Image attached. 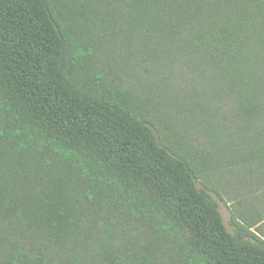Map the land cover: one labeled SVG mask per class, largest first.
Masks as SVG:
<instances>
[{"label":"trees","instance_id":"16d2710c","mask_svg":"<svg viewBox=\"0 0 264 264\" xmlns=\"http://www.w3.org/2000/svg\"><path fill=\"white\" fill-rule=\"evenodd\" d=\"M0 264H264V0H0Z\"/></svg>","mask_w":264,"mask_h":264},{"label":"rangeland","instance_id":"374dc122","mask_svg":"<svg viewBox=\"0 0 264 264\" xmlns=\"http://www.w3.org/2000/svg\"><path fill=\"white\" fill-rule=\"evenodd\" d=\"M152 69L149 65L143 67L144 69ZM151 77V79H155V82H158L159 84H166L170 86H175L178 88V91H175V93H179L182 96L185 95V89L190 88L193 89V83L190 81V77L188 74H184L179 69L173 68L172 70H165L163 69V72L161 74H157L156 71L151 70L150 75H147ZM159 79V80H158ZM244 191H247L244 187ZM235 194V193H234ZM235 201L227 200L226 202L220 203L221 213L224 219V223L227 226V228L233 232V226L231 224L232 221V208L236 205Z\"/></svg>","mask_w":264,"mask_h":264}]
</instances>
